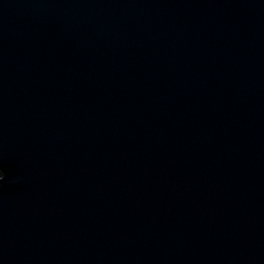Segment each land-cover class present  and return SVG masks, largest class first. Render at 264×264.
<instances>
[{
	"label": "water",
	"instance_id": "95a60500",
	"mask_svg": "<svg viewBox=\"0 0 264 264\" xmlns=\"http://www.w3.org/2000/svg\"><path fill=\"white\" fill-rule=\"evenodd\" d=\"M0 264H264V0H0Z\"/></svg>",
	"mask_w": 264,
	"mask_h": 264
},
{
	"label": "snow or ice",
	"instance_id": "6c2138e0",
	"mask_svg": "<svg viewBox=\"0 0 264 264\" xmlns=\"http://www.w3.org/2000/svg\"><path fill=\"white\" fill-rule=\"evenodd\" d=\"M5 176H6L5 171L2 168H0V181L4 180Z\"/></svg>",
	"mask_w": 264,
	"mask_h": 264
}]
</instances>
